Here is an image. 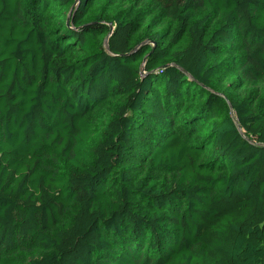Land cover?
<instances>
[{
	"label": "trees",
	"instance_id": "1",
	"mask_svg": "<svg viewBox=\"0 0 264 264\" xmlns=\"http://www.w3.org/2000/svg\"><path fill=\"white\" fill-rule=\"evenodd\" d=\"M0 264H264V0H0Z\"/></svg>",
	"mask_w": 264,
	"mask_h": 264
}]
</instances>
